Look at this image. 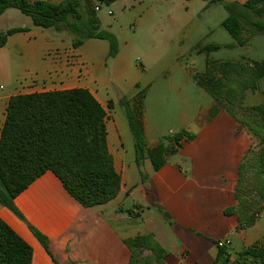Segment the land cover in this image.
<instances>
[{"label":"crops","instance_id":"obj_1","mask_svg":"<svg viewBox=\"0 0 264 264\" xmlns=\"http://www.w3.org/2000/svg\"><path fill=\"white\" fill-rule=\"evenodd\" d=\"M27 1L59 4L66 0ZM224 1H205L197 15L201 25L187 35L164 28L172 21L168 11L172 13L173 0L116 1L109 6L120 12L114 20L129 13L142 40L123 42L112 31L113 24L100 25V30L110 31L118 39L120 50L115 58L108 57L107 40L89 39L74 47L69 31L36 27L17 9L0 16V33L27 29L9 36L0 48V75L10 84L9 92L0 94V139L12 96L87 89L106 109L108 146L122 180L114 200L85 208L57 176L47 172L15 199L22 218L0 205V218L31 246L32 264H130L127 241L140 236L156 240L166 253L165 264H214L218 241L231 240L232 246L226 250L237 254L264 240V202L249 228L239 226L237 215L226 214L237 205L239 169L253 149L254 137L199 82L208 62H213V52L223 46L245 48L256 35L245 36L244 46L237 41L223 45L208 41L229 16ZM232 1L242 6L249 0ZM90 4L101 11L100 5ZM108 14L113 16L111 10ZM103 18L98 17L100 24ZM193 55L205 59L201 73L193 74L198 61ZM136 61L140 62L137 67ZM108 73L123 80L121 87L127 94L122 102L134 103L143 95L146 150L163 146L169 151L160 170H154L148 154L139 167L134 139L132 147L126 145L125 124L115 117L114 100L99 92V83ZM164 103H174V122L166 120ZM148 108L160 113V121H153ZM31 227L47 238L48 249Z\"/></svg>","mask_w":264,"mask_h":264},{"label":"trees","instance_id":"obj_2","mask_svg":"<svg viewBox=\"0 0 264 264\" xmlns=\"http://www.w3.org/2000/svg\"><path fill=\"white\" fill-rule=\"evenodd\" d=\"M83 1H86L85 17L80 12ZM97 1L111 6L118 0ZM224 6L229 16L222 26L240 46H244L248 41L243 36L245 26L253 25L249 24V16L264 15V0H249L241 7ZM8 9L21 11L31 18L36 27L69 31L74 36V47L89 39H100L109 42V58H115L119 53L118 39L112 33L100 30L97 11L88 0H66L59 4L0 0V16ZM256 26L259 27L258 33L263 32L259 25ZM26 30L11 29L0 33V48L5 46L9 36ZM262 78L264 63L257 62H223L217 65L208 62L206 74L199 78L200 84L215 98L222 100L227 111L260 141V149L251 158L247 155L240 165L237 205L226 210L227 215L238 216L239 226L243 228L254 225L264 202V104L243 111L239 103L242 105L248 90L258 89ZM123 105L135 142L137 165L140 167L148 154L154 170H160L169 151L163 146L146 150L142 122L143 95L134 103L123 101ZM109 107L112 108V103ZM239 110L243 114H238ZM106 119V109L87 89L12 96L0 139V205L22 218L15 199L47 172L57 176L66 191L85 208L114 200L120 192L122 180L109 150ZM182 135H178L176 141ZM250 167L254 169L251 183L257 195H253L254 198L244 187L248 183L245 175ZM31 232L48 249L47 238L32 227ZM127 246L131 250L130 264H165L166 253L151 236L129 240ZM147 251L150 255H145ZM227 252L226 249H219L214 264L221 261L230 264ZM32 257L31 246L0 218V264H32ZM237 261L264 264V240L240 252Z\"/></svg>","mask_w":264,"mask_h":264},{"label":"rangeland","instance_id":"obj_3","mask_svg":"<svg viewBox=\"0 0 264 264\" xmlns=\"http://www.w3.org/2000/svg\"><path fill=\"white\" fill-rule=\"evenodd\" d=\"M90 3H96V5H100L101 11H98L96 14L98 17H104L102 23L100 24L102 28H106L108 24H113L114 29L113 32L117 33L121 41L129 40L131 38H136L137 40H142V37L140 36V31L137 29H133L134 22L130 18V14L121 15V18L119 21H115L114 17L119 16L120 12L117 8L109 7L103 4H99L97 0H89ZM224 1V0H223ZM229 5H236L235 1L232 0H225ZM205 1L203 0H190L189 3L186 0H173V6H172V13L168 11V16L172 14V21H169V24L167 27H164L165 29L180 33L181 35H187L189 31H192L195 26L201 25L200 17L197 16L201 12V7L204 5ZM86 1L83 2V7L80 8L81 14L83 17L86 16ZM241 7V6H238ZM111 10L113 13V16L108 14V11ZM19 15H22V12H18ZM225 13H223L222 17H225ZM253 23V25H247L245 26L246 30L244 32V37L249 36L252 37L253 34L254 37L251 39V42L248 44V46L239 47L236 48H227L225 46L222 47L219 51H215L211 55V63L212 65H217L220 62H226V61H237L242 63L250 64L252 61L254 62H264V35L258 32L259 27L256 25H259L264 32V15L262 17H258L257 15L251 14L249 16V24ZM110 32V31H108ZM136 32V33H135ZM112 33V32H110ZM113 34V33H112ZM246 38V37H245ZM208 41H215L219 44H227L226 42L230 41L231 43H234L236 40L221 26L216 27V31L214 34L208 38ZM140 54L137 55L138 58ZM136 57V58H137ZM193 58H197V64L195 66V70H193V74L201 73V69L204 67L205 59L204 57L199 56H192ZM245 58V60H243ZM252 60V61H251ZM217 62V63H216ZM140 65L139 61L135 62V66L137 67ZM104 82L99 83V92L101 95H103L105 98L109 97L112 100H114V112L115 117L118 119L121 123L125 124V140L126 145L129 147H132L133 145V136L128 128V122L126 118L125 108L123 106L122 97L127 94L126 91L121 87L120 82L121 79L113 78L108 75H105ZM259 87L260 90L256 92H252L251 90H248L244 95V102H242L239 106L243 107V111L249 110L252 106L264 104V79L259 81ZM10 90V84L5 80V77L0 75V94H7ZM151 101L148 102V106L151 105ZM239 108V107H238ZM148 114H150L151 118L153 117V121H160L159 114L155 110L149 109ZM164 113L168 116V119H166L169 122L175 121V116H173L176 112V107L174 103L167 104L164 103ZM236 111V110H235ZM241 111V112H240ZM238 114L241 115L242 110L237 111ZM243 114V113H242ZM260 141L259 139L254 137V145L253 149L249 151V158H251L252 154H255L260 149ZM145 169V167H144ZM253 173L254 169L250 167L248 169V172L245 175L246 183L244 185L245 190L250 195L251 198H254L253 195H256V191L252 187V181H253ZM227 254L230 255V264H243L242 262L239 263L237 261L239 253L230 254L229 250H227ZM145 255H150L148 252ZM201 264H207V263H201ZM219 264H223L222 261ZM246 264H257L254 262H248Z\"/></svg>","mask_w":264,"mask_h":264},{"label":"built area","instance_id":"obj_4","mask_svg":"<svg viewBox=\"0 0 264 264\" xmlns=\"http://www.w3.org/2000/svg\"><path fill=\"white\" fill-rule=\"evenodd\" d=\"M98 10H99V8H96V11H98ZM216 246L218 249H228L232 246V242L229 239H225L222 241H218Z\"/></svg>","mask_w":264,"mask_h":264}]
</instances>
